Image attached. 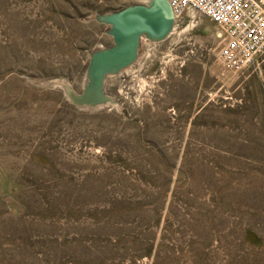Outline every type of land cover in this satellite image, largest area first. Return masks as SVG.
I'll list each match as a JSON object with an SVG mask.
<instances>
[{
    "label": "rangeland",
    "instance_id": "1",
    "mask_svg": "<svg viewBox=\"0 0 264 264\" xmlns=\"http://www.w3.org/2000/svg\"><path fill=\"white\" fill-rule=\"evenodd\" d=\"M152 2L0 0V264H264V55L188 11L82 97L99 17Z\"/></svg>",
    "mask_w": 264,
    "mask_h": 264
},
{
    "label": "water",
    "instance_id": "2",
    "mask_svg": "<svg viewBox=\"0 0 264 264\" xmlns=\"http://www.w3.org/2000/svg\"><path fill=\"white\" fill-rule=\"evenodd\" d=\"M174 18L168 0H153L150 5L131 6L121 12L99 17L101 22L111 26L110 35L114 38L115 46L92 56L90 85L82 97L94 100L95 105L103 103L106 76L119 73L137 60L142 36L157 41L167 38L175 23Z\"/></svg>",
    "mask_w": 264,
    "mask_h": 264
},
{
    "label": "built area",
    "instance_id": "3",
    "mask_svg": "<svg viewBox=\"0 0 264 264\" xmlns=\"http://www.w3.org/2000/svg\"><path fill=\"white\" fill-rule=\"evenodd\" d=\"M175 17L194 11L216 24L225 38L221 57L236 71L264 55V0H168Z\"/></svg>",
    "mask_w": 264,
    "mask_h": 264
},
{
    "label": "bare ground",
    "instance_id": "4",
    "mask_svg": "<svg viewBox=\"0 0 264 264\" xmlns=\"http://www.w3.org/2000/svg\"><path fill=\"white\" fill-rule=\"evenodd\" d=\"M176 19V17L174 18V20ZM174 25H175V23L173 24V26H172V29H171V32H172V30H173V28H174ZM170 32V33H171ZM65 83V82H64ZM60 84H62V83H60ZM63 85V84H62ZM65 89H66V92H68L67 94H69V96L70 97H72L73 99H75V97L73 96V92L71 91V89L69 88V87H65ZM76 96V95H75ZM77 102H79V103H82V100H78V99H75Z\"/></svg>",
    "mask_w": 264,
    "mask_h": 264
}]
</instances>
